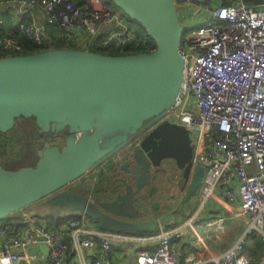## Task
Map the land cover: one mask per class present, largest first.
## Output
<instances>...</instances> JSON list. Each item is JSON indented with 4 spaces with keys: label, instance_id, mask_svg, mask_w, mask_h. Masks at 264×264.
<instances>
[{
    "label": "water",
    "instance_id": "95a60500",
    "mask_svg": "<svg viewBox=\"0 0 264 264\" xmlns=\"http://www.w3.org/2000/svg\"><path fill=\"white\" fill-rule=\"evenodd\" d=\"M111 1L145 29L156 43L153 51L109 55L56 48L0 58V132H9L23 117L35 118L39 133L67 134L61 146L45 141L35 165H0V220L43 200L49 207L81 211L102 229L155 232L170 223L171 213L143 219L135 198L151 184L153 167L167 159L186 182L193 171L189 130L167 119L158 122L183 82L179 48L186 27L177 4L188 0ZM125 149L119 163L123 176L110 191L93 200L71 189ZM194 169L192 193L204 174L201 166ZM38 250L45 258L48 247L29 251Z\"/></svg>",
    "mask_w": 264,
    "mask_h": 264
},
{
    "label": "built area",
    "instance_id": "2783aa9c",
    "mask_svg": "<svg viewBox=\"0 0 264 264\" xmlns=\"http://www.w3.org/2000/svg\"><path fill=\"white\" fill-rule=\"evenodd\" d=\"M22 5L46 12L45 25L63 30L80 26L92 34L107 29L101 44L113 51L145 42L107 0H22ZM19 33L37 46L49 39L46 26L21 23L0 32V52L23 54ZM179 53L185 61L182 86L158 122L167 119L189 130L192 166L204 169L202 196L219 189L229 204L240 206L248 218L244 235L218 258H183L173 240L175 231L163 226L142 237L87 227L84 214L32 211L0 220V264H119L107 258L115 245L146 239L156 242L154 248L136 249L133 264H264V258L259 263L242 253L249 234L264 239V4L240 0L217 5L187 26ZM68 216L74 217L49 224L50 218ZM40 244L48 247L45 258L41 250L29 251Z\"/></svg>",
    "mask_w": 264,
    "mask_h": 264
},
{
    "label": "crops",
    "instance_id": "0c3cea01",
    "mask_svg": "<svg viewBox=\"0 0 264 264\" xmlns=\"http://www.w3.org/2000/svg\"><path fill=\"white\" fill-rule=\"evenodd\" d=\"M223 1L224 0H193L191 3L190 0H188L187 2L179 4L183 5L182 10H184L185 17L190 12H195L196 15L202 16L207 13L206 11L213 9L219 4H223ZM243 1L247 4L255 6L264 4V0ZM239 2L240 0H235L234 4ZM0 3L2 5V9L0 10V18L3 20V24H0V32L16 29L21 23L25 25L35 23L46 26V30L49 35V39L46 40V42L51 39L56 40L61 38L65 46H76L82 50H88L93 39L100 33L107 35V29H103L98 34H92L80 26L72 27L69 30H63L56 24L45 25V17H47L46 12H44L40 7H26L22 5V0H0ZM197 9L198 13L196 12ZM127 22L133 26L128 18ZM180 22L187 28L186 25H188V22L184 23L183 20H180ZM2 54L9 56L6 53ZM122 153L125 154V150L117 153L115 156L109 158L106 162L81 177L84 178V185L76 191L91 197L93 200H97L101 195H103L104 192L110 191L111 188L117 185L116 180H119L118 177L123 176L121 169L118 172V165L121 162V158H123L120 155ZM168 161L172 162H165L160 167H153V177L151 184L145 187L139 194H137L135 198L137 208L143 212V219L161 218L164 214L171 213L172 218L170 223L168 225H164L163 227L175 231L173 240L182 251L183 258L192 257L210 260L212 258H218L222 256L244 235L245 230L248 227V218H245V215L243 217L241 212H238V206L231 205L227 200L223 199L219 193V189H216L214 194L206 199L200 192V185L197 187L195 192H190V186L195 175V169L193 168L190 178L188 182H186L183 180L181 171L175 165L173 160ZM173 168H176L178 173H180L179 181L177 180L178 178L172 180L173 177H171V172L173 171ZM98 179L99 181L97 183ZM163 182L165 185L169 186L172 184L177 185L180 190L179 197L174 199L171 207H165L163 209L164 211H161L159 215L147 217V205L145 204L148 201L145 197L146 192H148V190L151 193L156 191L160 187L159 185L163 184ZM96 184L98 188H95ZM140 204L142 205V208H140ZM55 208L57 209V213L70 212L77 215L83 214L81 211L70 210L65 206ZM32 211L40 213L39 211L31 208V212ZM16 216H18V214H14L12 218H15ZM190 219L192 222L191 224H188ZM84 222L90 228L101 230L97 221L88 219L85 216ZM156 231L158 232V228ZM137 235L142 237L149 236L145 234ZM198 237L202 239V242L198 241ZM155 244L156 242L154 240L146 239L141 240V242L137 241L134 243L132 242L123 245H115L116 247L110 251L107 258L118 262L119 264H129L130 262L133 264L136 249H153ZM245 246H247L246 250ZM252 247L253 244H243L242 253L247 257H254L256 261L260 263L264 258V252L254 255V253L250 251Z\"/></svg>",
    "mask_w": 264,
    "mask_h": 264
},
{
    "label": "rangeland",
    "instance_id": "374dc122",
    "mask_svg": "<svg viewBox=\"0 0 264 264\" xmlns=\"http://www.w3.org/2000/svg\"><path fill=\"white\" fill-rule=\"evenodd\" d=\"M192 3L193 0H190ZM225 4H234L235 0H225ZM228 2V3H227ZM216 4V3H215ZM113 10L121 11L117 6L114 4L111 5ZM182 6L180 4H177V10L179 12L180 20H183L184 23H187L189 25L196 24L199 21V16L192 12L186 15L184 14V10H182ZM212 6V5H210ZM209 7V6H208ZM198 13V9L196 11ZM208 12V11H206ZM205 13V12H204ZM182 22V21H181ZM190 23V24H189ZM1 54V53H0ZM34 121L31 120H21L19 122L16 121L15 127L8 132V135L13 137L15 141L17 142V146L22 150L24 158L15 160L13 164H11L12 169L16 167L28 166V165H34L37 161V151L41 149L42 142L44 141V138H37L34 133L37 134ZM66 132L60 133L58 135H49L45 137V139H48L50 142H53L56 145H62L64 143V139L66 136ZM40 141H39V140ZM41 147V148H40ZM121 157L124 156V153L120 154ZM122 159V158H121ZM2 160L1 152H0V161ZM170 160V159H168ZM165 160V162H172ZM122 162V160H121ZM120 162V163H121ZM120 171V166L118 165V172ZM122 171V170H121ZM109 173V172H108ZM175 173V174H174ZM159 175V173H158ZM172 180L177 179L179 181L180 179V173H178V170L173 168V171L171 172ZM99 179L97 180L98 183ZM167 181V179H166ZM103 184V183H102ZM84 185V178L79 179L77 182L70 185V187H75L76 190L80 189L81 186ZM160 187L154 191V192H146L145 197L148 201L145 205H147V217L151 216H157L161 213V211H164L163 209L165 207H171L174 199L179 197V188L177 185H165L163 184L159 185ZM95 188H98L97 184L95 185ZM94 192V191H93ZM220 193V192H219ZM171 199V200H170ZM31 208L39 211L40 213H44L45 211H48L49 213L54 214L57 209H49L45 204L43 200H40L28 207L23 208L20 211H17L15 214H21V213H28L31 212ZM140 208H142V205L140 204ZM166 210V209H165ZM57 213V212H56ZM244 217V215H243ZM246 218V216H245ZM88 227V226H87ZM102 229V228H101Z\"/></svg>",
    "mask_w": 264,
    "mask_h": 264
},
{
    "label": "trees",
    "instance_id": "16d2710c",
    "mask_svg": "<svg viewBox=\"0 0 264 264\" xmlns=\"http://www.w3.org/2000/svg\"><path fill=\"white\" fill-rule=\"evenodd\" d=\"M107 1L109 2V5L113 4V2L111 0H107ZM225 3L226 2L224 0L223 4H225ZM1 6L2 5L0 3V10L2 9ZM122 14L126 18H128L130 23L136 28L137 32L145 37V42L140 43V44L137 42H131L130 44L125 46L122 51H113L109 47H105L101 44L103 39H105L107 37V35L100 33L99 35H97V37H95L93 39L92 44L89 46L88 50H90L92 52L104 53V54H109V55H122V54L138 53V52H151L152 50H154L156 48L155 41L146 33L145 29L140 24H138L136 21L131 20L124 12H122ZM50 26H56V25H50ZM17 39H18L19 43L24 47V53L23 54H31V53H35V52H39V51L56 49V48L80 49L76 46H65V44H64L63 40H61V38L56 39V40L51 39L48 42H46L44 46L35 45V43L31 39H29L28 37H26L23 34H19L17 36ZM3 56H6V55L1 53L0 58ZM21 120H24V121L25 120H31V121H34V124H35V118H23V117H21V118L17 119V122H19ZM35 128H36V131H39V128L36 126V124H35ZM34 135L39 139L44 138V141L42 142V145H41V147H42L43 143L45 141H49L48 139H45V137H47L49 135H55L56 136L58 134L51 133V132H49V133L37 132V134L34 133ZM51 143H53V142H51ZM38 151L36 153L37 157H38ZM0 152H1V156H2V160L0 161V165L7 168V169H12L11 164L15 163L14 162L15 160H17V159L20 160V159L24 158L22 150L17 146V142L15 141V139L8 135V132L7 133L0 132ZM35 164L36 163H34V165ZM21 167H23V165H21ZM18 168H20V167H16L13 169H18ZM71 189L76 191L75 187H71ZM48 208L54 209L55 207H49L48 206ZM74 211H77V210H74ZM15 213H12L8 218H12ZM72 217H74V216H68L64 219H59V220H54L53 218H50L49 224H52V223L59 224L60 222L68 220L69 218H72ZM88 219H90V218H88ZM132 233H134V232H132ZM152 233H154V232H137L135 234H152ZM246 238L247 239H245L244 244H253V247H252L253 249L251 248L250 251L253 252L254 255L264 252V239L260 234L254 232V233L246 236ZM246 247L247 246H245V250H246Z\"/></svg>",
    "mask_w": 264,
    "mask_h": 264
},
{
    "label": "flooded vegetation",
    "instance_id": "af4514ba",
    "mask_svg": "<svg viewBox=\"0 0 264 264\" xmlns=\"http://www.w3.org/2000/svg\"><path fill=\"white\" fill-rule=\"evenodd\" d=\"M130 148H131V146L128 147V149H130ZM125 151H126V149H125Z\"/></svg>",
    "mask_w": 264,
    "mask_h": 264
}]
</instances>
